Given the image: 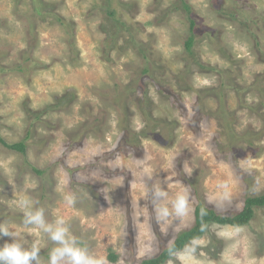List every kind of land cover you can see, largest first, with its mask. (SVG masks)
<instances>
[{
    "label": "rangeland",
    "instance_id": "obj_1",
    "mask_svg": "<svg viewBox=\"0 0 264 264\" xmlns=\"http://www.w3.org/2000/svg\"><path fill=\"white\" fill-rule=\"evenodd\" d=\"M186 2L197 64L180 0H0V132L17 143L32 130L25 155L0 143V223L26 247L37 243L41 264L56 245L23 224L22 197L49 223L62 217L94 257L141 264L194 225L199 203L234 215L264 194V0ZM124 126L140 147L126 145ZM160 131L175 136L172 145L155 140ZM157 189L168 194L165 219ZM185 189L190 211L176 216L172 202ZM196 241L194 253L166 264H264V207L247 226L211 225Z\"/></svg>",
    "mask_w": 264,
    "mask_h": 264
},
{
    "label": "clouds",
    "instance_id": "obj_2",
    "mask_svg": "<svg viewBox=\"0 0 264 264\" xmlns=\"http://www.w3.org/2000/svg\"><path fill=\"white\" fill-rule=\"evenodd\" d=\"M167 195V192L160 189L152 193L154 205L157 202L160 204L157 212L161 219L171 214L166 206ZM188 201L189 196L186 189L177 193L172 202V212L176 216L188 215L190 211ZM64 202L69 206H74L75 195L66 194ZM35 203L29 197H22L17 201V205L23 210V224L47 234L48 239L56 245L48 253L47 264H108L106 259L94 257L86 246H82L80 239L72 234L70 227L62 217L49 223L45 218L44 209L34 207ZM2 237L10 238L11 242H5L0 246V264H41V250L37 243L34 242L30 247H26L21 234L11 230L6 223H0V238ZM196 243V240L192 241V245ZM186 251L194 253L195 248L186 246Z\"/></svg>",
    "mask_w": 264,
    "mask_h": 264
},
{
    "label": "trees",
    "instance_id": "obj_3",
    "mask_svg": "<svg viewBox=\"0 0 264 264\" xmlns=\"http://www.w3.org/2000/svg\"><path fill=\"white\" fill-rule=\"evenodd\" d=\"M180 1H181L182 8L185 10V12L187 14H189L188 18H187V19H189V30H188L189 36L187 37V39L185 41V48H186L187 53L192 57L191 63L197 64L198 58L195 54L196 37H195V33H194L195 29H196V27H195L196 21L192 18V14H191L192 7H191V5L188 4L186 2V0H180ZM176 8L179 9V7H176ZM37 11L39 13H43V12H41V6L40 5L38 6ZM43 14L45 17H47L49 15L51 16V14H49L47 12L43 13ZM110 14H111V16H113L114 12H110ZM54 19L65 30H71V27H72L71 23L66 22L65 19L62 18L61 16L54 15ZM144 57L147 60H149L147 55H144ZM229 62H232V59H230ZM199 66H200V68L205 69L208 72H216V73L222 72L221 70H219L216 67L202 65V63H199ZM8 70H10V69H8ZM19 70L26 73L25 69H23V68H21ZM2 71H6V69H2ZM143 72L148 73L149 69L145 68ZM221 87H223V84L221 85ZM219 90H220L219 92L221 93V99H222L224 97L223 96L224 93L222 91V88ZM205 97H206L205 91H201L198 99L200 100V102H202ZM73 98H74V96L72 94L66 95L62 98H58V99H56V104H53L51 107H53V108L59 107L62 104L66 103L67 101H70V99H73ZM204 104H205V101H204ZM150 114L145 113V116L147 117V119H149L151 121L154 118H153V114L152 113H150ZM37 115H39L41 117L42 113H38ZM39 116H36V119H39L40 118ZM155 121L156 120H154L153 122H155ZM197 121H198V117L195 116L192 119V122L194 124L196 122V124H197L198 123ZM123 125H125V124H123ZM30 128H32V127H30ZM122 128L124 130V135H122V138H123L124 142L126 141V145L134 147V148H136L138 146L140 147L141 143H139V141L136 142V145H132L133 143H131V141H129L133 137V135L135 134L131 130L130 126H124ZM31 134H32V130H29L26 138L23 141H20L17 143H9L2 137L1 132H0V143L2 145H4L5 147H7L8 149L14 151V152L25 155L27 152V148H28L26 141H28V139L31 137ZM155 136H157V137H155V140L161 139L162 141H165L166 143H168L166 140H168V141L171 140V143H169V145H172V142L175 140V136H173L172 134L166 135L165 131H160L159 133H156ZM247 142H249L250 146L253 145V142L251 140H249ZM34 170H36V172L39 175H42L44 173V172L37 170V169H34ZM263 207H264V194L260 195V196L248 197L245 200V204H244L243 209L234 215L220 214L216 210H214L213 208H210L209 206H207L203 203H199L196 206L195 211H194V217H195L194 225L189 229L181 231L177 235L174 242L169 247H167L163 251H161L157 256L144 259L141 262V264H166L169 260H171L174 257V255L176 253L181 252L182 250H184L186 248V246L191 244L193 240L201 239L208 232L211 225L232 226V227H236V228L247 226L251 222V220L254 218L255 209L256 208H263ZM214 253H210V254H214ZM109 259L111 262L115 263L118 260V256L116 253L111 252V254L109 255Z\"/></svg>",
    "mask_w": 264,
    "mask_h": 264
}]
</instances>
